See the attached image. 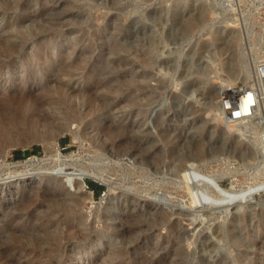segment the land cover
Wrapping results in <instances>:
<instances>
[{"label": "rangeland", "instance_id": "1", "mask_svg": "<svg viewBox=\"0 0 264 264\" xmlns=\"http://www.w3.org/2000/svg\"><path fill=\"white\" fill-rule=\"evenodd\" d=\"M263 23L264 0H0V264H264V108L222 110ZM56 82L88 106L60 136Z\"/></svg>", "mask_w": 264, "mask_h": 264}, {"label": "bare ground", "instance_id": "2", "mask_svg": "<svg viewBox=\"0 0 264 264\" xmlns=\"http://www.w3.org/2000/svg\"><path fill=\"white\" fill-rule=\"evenodd\" d=\"M10 9V8H9ZM4 10V9H2ZM42 29V28H41ZM256 44H258L259 46V50L262 51L263 47H264V23L262 25V31L261 33H258L256 34ZM14 39V38H13ZM15 46V45H14ZM12 45V47H14ZM11 47V46H9ZM16 47V46H15ZM7 50V49H6ZM14 50V49H13ZM13 53V52H12ZM37 57V56H36ZM30 59H28L29 61ZM54 64V63H53ZM46 71V70H45ZM62 72V71H61ZM64 72V71H63ZM46 73V72H45ZM60 73V72H59ZM57 78V77H56ZM55 79V78H53ZM52 79V80H53ZM59 80V79H58ZM57 80V81H58ZM54 84V83H53ZM27 84H25L26 86ZM229 90V89H228ZM239 92L235 95V96H231V97H225V98H230L231 101H235L237 98L241 97L242 93H241V89H237ZM45 94H44V99L47 100V103L50 104L52 108H54L53 110H55L57 113H56V120L57 121H62L61 123V126H60V130L58 128V130L56 131L58 136L60 135H63L67 132H70V133H74V129L72 130L70 127L71 125H81L84 121L83 118H86L84 117V113H88V112H85L86 109H87V103L85 102H81V103H78L77 101H73V97H72V94L74 93L73 90H71L68 86H66V84H59V82H56V84L54 85H46L45 87ZM78 95V94H77ZM43 98V97H42ZM20 99V98H19ZM23 99V98H22ZM3 100V99H2ZM7 101V100H6ZM39 103V102H38ZM46 104V103H45ZM46 104V105H48ZM91 105V104H90ZM49 107V108H50ZM85 108V109H83ZM93 108V107H92ZM50 110V109H49ZM91 110V108H90ZM90 110H87V111H90ZM233 111H239L240 114L242 115H249V114H252V115H255L254 112H252V110H250L248 108V100L244 101V103L242 102L241 104L240 103H235V106H233ZM52 112V111H51ZM54 113V112H53ZM227 114V113H226ZM255 117V116H254ZM249 119V120H252V117H245L243 119ZM243 119L241 121H243ZM254 119V118H253ZM233 122V121H232ZM235 123V122H234ZM51 126V125H49ZM8 127V126H7ZM44 127V125H43ZM50 130V129H49ZM55 130V129H54ZM110 130V129H109ZM88 132V131H86ZM85 132H81V135L83 136V134ZM48 134V133H47ZM110 134V133H109ZM86 135V134H85ZM89 135V134H88ZM112 135V134H111ZM48 136V135H47ZM58 136H56L58 138ZM87 138V137H86ZM85 138V139H86ZM55 139V137H54ZM82 181V179H81ZM101 181V180H99ZM80 184V187L79 189H81L83 187V182H79ZM75 185V184H74ZM86 186V185H85ZM83 189V188H82ZM57 200V199H55ZM67 200V199H66ZM71 200V199H70ZM60 202V201H59ZM80 202V201H79ZM77 200H72L69 204H66V205H69L68 206V209L67 208H62L63 211H65L64 209H67L65 212H67L68 210H71L69 209L71 206H77ZM62 203V202H60ZM59 203V204H60ZM58 204V205H59ZM70 204H72L70 206ZM56 205V203H55ZM60 206H65V205H60ZM59 206V209L58 210H61ZM57 207V205H56ZM66 207V206H65ZM57 209V208H56ZM75 210V209H74ZM73 211V210H72ZM72 211H69L68 213L72 212ZM60 213V212H59ZM50 218V217H49ZM44 236V235H43ZM27 237V236H26ZM25 237V238H26ZM66 238V237H65ZM23 240V239H22ZM27 243V242H26ZM53 247V246H52Z\"/></svg>", "mask_w": 264, "mask_h": 264}, {"label": "built area", "instance_id": "3", "mask_svg": "<svg viewBox=\"0 0 264 264\" xmlns=\"http://www.w3.org/2000/svg\"><path fill=\"white\" fill-rule=\"evenodd\" d=\"M241 93V97L237 98L234 102L230 98H224L222 102V110L225 114L227 113V118L230 121H241L245 117H252L253 119L260 115V108H264V58L256 66L253 84L241 88ZM246 100H248V108L255 115H242L239 111H233L235 103L241 104Z\"/></svg>", "mask_w": 264, "mask_h": 264}, {"label": "trees", "instance_id": "4", "mask_svg": "<svg viewBox=\"0 0 264 264\" xmlns=\"http://www.w3.org/2000/svg\"><path fill=\"white\" fill-rule=\"evenodd\" d=\"M16 155L18 157L19 155H21V153L17 152ZM88 184L95 191L96 194H100L104 190V187L98 184H94L93 182H88Z\"/></svg>", "mask_w": 264, "mask_h": 264}, {"label": "water", "instance_id": "5", "mask_svg": "<svg viewBox=\"0 0 264 264\" xmlns=\"http://www.w3.org/2000/svg\"><path fill=\"white\" fill-rule=\"evenodd\" d=\"M85 183V182H84Z\"/></svg>", "mask_w": 264, "mask_h": 264}]
</instances>
